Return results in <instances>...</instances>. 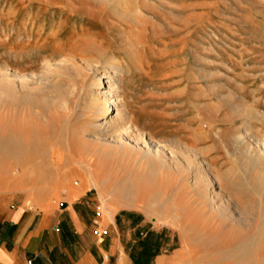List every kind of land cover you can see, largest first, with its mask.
<instances>
[{"label":"rangeland","instance_id":"rangeland-1","mask_svg":"<svg viewBox=\"0 0 264 264\" xmlns=\"http://www.w3.org/2000/svg\"><path fill=\"white\" fill-rule=\"evenodd\" d=\"M68 58L96 62L97 75L118 68L135 129L192 152L198 185L170 161L91 140L90 79L70 64L52 77L63 82L57 102L45 89L11 102L0 92V190L42 204L87 190L90 171L102 214L132 207L162 225L148 233L150 255L264 264V0H0V73L40 76Z\"/></svg>","mask_w":264,"mask_h":264},{"label":"crops","instance_id":"crops-1","mask_svg":"<svg viewBox=\"0 0 264 264\" xmlns=\"http://www.w3.org/2000/svg\"><path fill=\"white\" fill-rule=\"evenodd\" d=\"M92 188L69 187L42 204L17 189L0 190V264H168L176 258L178 251L150 255L148 233L162 225L148 226L132 207L102 214ZM123 209L127 216H119Z\"/></svg>","mask_w":264,"mask_h":264},{"label":"bare ground","instance_id":"bare-ground-1","mask_svg":"<svg viewBox=\"0 0 264 264\" xmlns=\"http://www.w3.org/2000/svg\"><path fill=\"white\" fill-rule=\"evenodd\" d=\"M69 58L59 63L56 62L57 64L54 62V64L50 66L51 72H48L49 74L41 72L44 74H39L40 76L31 74L23 76L9 70L8 68L1 70L0 92L2 93V99H4L6 102H11V100L16 99L17 95L15 90H28L29 93V91L45 89L49 93V100L51 102H57L59 101L58 97L60 96L58 90L59 88L57 87H61L63 82L60 80L53 82L52 80L54 79H52V77H55L56 73H58L59 76L63 75L66 66L70 67V64H73L78 74L84 76V80L85 78L90 79L88 82V90H90L89 92H91V96L93 94L95 95H93V97H91L86 104V109L90 113L89 118L91 120H96V122L98 121L97 123L95 122L92 124V128H94V130L89 131L87 134L91 140L98 144L107 146H131L136 151L141 152L142 158L150 162L151 165L157 163L160 165V168H163L167 165L166 161H170V166H173L176 170H184L186 172L185 180L187 182V186L198 185L194 179V170H196V167L198 168L202 166L199 162L194 161L193 157L191 158L193 155H188V153H190L189 151L186 149V151H184V149L181 148L171 150L172 148L169 149L167 146L154 141V139L152 140L151 138H146L135 129L129 113L127 112L126 106L120 99L119 86L121 84V78L118 68H115V66L111 68L110 65L106 64L104 67V72L100 75H97L96 68L98 67V64L96 62L90 60L87 61L85 59V62L82 63L81 66H78L74 64L76 61L73 62V59ZM111 69L114 70V74H110ZM51 86H54L55 91L50 90ZM72 94H74V92H72ZM26 98H28V96ZM30 98L31 97L28 99ZM33 98L34 97L31 99L34 101L35 99ZM64 98L66 100L68 98L69 100L70 96L66 94ZM260 146V153L264 155V143L260 144ZM57 154L54 152L52 155L55 156ZM61 155L63 157V154ZM183 155L187 156L184 158L182 157ZM88 168H90V166H88ZM25 171L26 170H23V173ZM88 175L91 185L99 187L98 183L93 182L94 174L88 171ZM202 181L205 183H213V180L209 178H204L203 180L199 181L200 184Z\"/></svg>","mask_w":264,"mask_h":264}]
</instances>
